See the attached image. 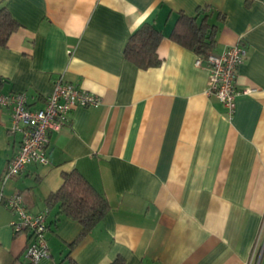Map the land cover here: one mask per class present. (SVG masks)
Returning <instances> with one entry per match:
<instances>
[{"label":"crops","instance_id":"0c3cea01","mask_svg":"<svg viewBox=\"0 0 264 264\" xmlns=\"http://www.w3.org/2000/svg\"><path fill=\"white\" fill-rule=\"evenodd\" d=\"M19 26L0 46V91H25L42 107L56 77L101 97L77 105L51 131L45 164L2 181L17 151L0 107V264H29L16 233L14 193L47 210L49 256L38 264H264V0H2ZM211 7L215 47L242 42L246 57L234 111L207 93L208 69L170 37L180 12ZM162 32L158 65L140 68L123 47L142 23ZM81 172L109 209L86 234L49 201L64 176Z\"/></svg>","mask_w":264,"mask_h":264},{"label":"built area","instance_id":"2783aa9c","mask_svg":"<svg viewBox=\"0 0 264 264\" xmlns=\"http://www.w3.org/2000/svg\"><path fill=\"white\" fill-rule=\"evenodd\" d=\"M246 53V46L236 42L219 53L209 52L205 57L198 56L196 59L198 65L205 64L208 69L207 93L215 95L226 107L228 114L234 111L235 97L252 90L248 87L238 88L236 85L237 67ZM100 101L99 95L61 76L53 80L52 90L47 94L42 107H29L25 91H0V107H8L10 110L9 131L21 134L19 147L9 159L1 180L17 175L29 163H47L46 147L51 131L68 121V112L75 106H96ZM5 205L14 212V218L10 221L13 230L27 234L26 259L30 264H38L40 259L49 256L45 235L47 210L29 211L20 193L6 198ZM260 256L261 250L255 243L247 264H259Z\"/></svg>","mask_w":264,"mask_h":264},{"label":"trees","instance_id":"16d2710c","mask_svg":"<svg viewBox=\"0 0 264 264\" xmlns=\"http://www.w3.org/2000/svg\"><path fill=\"white\" fill-rule=\"evenodd\" d=\"M210 13L211 7L208 5L198 6L193 15L180 12L170 37L184 47L192 49L197 56L205 57L215 47L217 30L216 24L208 18ZM18 26L19 23L11 15L5 2L0 0V46L6 45L10 34ZM162 36V32L152 23H142L124 44L125 58L140 68L158 65L161 58L158 56L157 46ZM49 201L56 203L60 212L80 224L79 236L89 232L109 209L107 200L78 170L64 176L63 184L51 195ZM124 263L125 258L117 255L108 264ZM69 264L78 263L69 261Z\"/></svg>","mask_w":264,"mask_h":264}]
</instances>
